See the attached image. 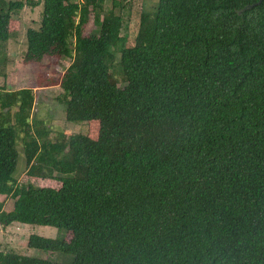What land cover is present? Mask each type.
<instances>
[{
  "label": "trees",
  "instance_id": "16d2710c",
  "mask_svg": "<svg viewBox=\"0 0 264 264\" xmlns=\"http://www.w3.org/2000/svg\"><path fill=\"white\" fill-rule=\"evenodd\" d=\"M27 3L0 0V65ZM126 4L43 0L26 32L24 65L71 60L36 83L87 131L51 138L33 90L0 87V195L13 200L0 225L52 227L27 247L71 258L0 251V264H264V0H157L131 45ZM19 143L26 175L59 188L17 183Z\"/></svg>",
  "mask_w": 264,
  "mask_h": 264
},
{
  "label": "rangeland",
  "instance_id": "374dc122",
  "mask_svg": "<svg viewBox=\"0 0 264 264\" xmlns=\"http://www.w3.org/2000/svg\"><path fill=\"white\" fill-rule=\"evenodd\" d=\"M16 1V0H5ZM27 1V0H22ZM30 2L39 3L37 6H30ZM127 6L122 12L123 27L121 35L127 37L128 45L133 42V37L137 30L138 13L140 10L151 11L154 9L157 0H126ZM43 13V0H28V3L18 14L13 17L20 23V29L15 38L7 43L6 59L0 65V87L8 91H16L22 88L32 89L36 98L32 109L31 118L43 120L52 130L51 138L58 132H71L86 134L87 126L66 122L64 118L65 108L56 101V96L60 93L58 87L38 88L36 83L37 75L43 74L46 78H58L70 65L71 60L67 58L50 59L46 58L41 64H23V57L27 49L26 32L28 29H38ZM95 30L92 23L87 26L86 33ZM17 158V169L15 179L20 185L32 184L38 187L59 188L60 183L51 180H35L25 173V164L22 156V146L19 143ZM0 202L4 204V210L10 211L13 200L8 196L0 195ZM57 230L52 227L26 225L22 223H12L8 227L0 225V251L19 253L25 256L38 257L57 263H69L71 258L58 253H45L27 247L30 235H37L45 238H54Z\"/></svg>",
  "mask_w": 264,
  "mask_h": 264
}]
</instances>
